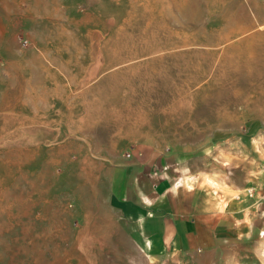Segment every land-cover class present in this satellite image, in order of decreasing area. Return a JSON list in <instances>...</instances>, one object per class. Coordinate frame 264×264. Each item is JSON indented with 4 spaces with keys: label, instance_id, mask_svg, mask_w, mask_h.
<instances>
[{
    "label": "rangeland",
    "instance_id": "374dc122",
    "mask_svg": "<svg viewBox=\"0 0 264 264\" xmlns=\"http://www.w3.org/2000/svg\"><path fill=\"white\" fill-rule=\"evenodd\" d=\"M250 65L264 71V0H0V264H260L264 200L246 198L250 238L241 224L179 251L122 201L144 143L218 201L202 175L256 187ZM221 154L248 160L223 168Z\"/></svg>",
    "mask_w": 264,
    "mask_h": 264
},
{
    "label": "crops",
    "instance_id": "0c3cea01",
    "mask_svg": "<svg viewBox=\"0 0 264 264\" xmlns=\"http://www.w3.org/2000/svg\"><path fill=\"white\" fill-rule=\"evenodd\" d=\"M251 59H247V63H250ZM231 67H234V71H239L235 65L232 64ZM253 67L247 66L248 69L251 68L248 70L250 78H258L251 81L254 85H252L254 88L250 89L252 98L262 101L264 71L256 70L254 76L256 68ZM64 105L66 107V102ZM260 106L264 109L263 104ZM70 108L75 109V106L72 105ZM154 147L156 146L147 143L136 146V150L128 156L124 166L125 184L122 201L126 206L127 218L151 238L160 237L165 240L170 237L169 240L176 244L177 251L179 247L193 250L218 247L223 237V229L232 232L241 225L238 222L243 221L244 215L241 214L243 210L247 211L248 200L242 198L244 202L232 201L227 205L225 212H219L221 201H218L208 188H203L198 181L192 185V191H185L181 187L174 195L169 189L189 177L183 174L179 168L180 164L175 163V159L164 157L162 152L150 149ZM146 241L147 247H150L151 240ZM154 241L161 244L157 239Z\"/></svg>",
    "mask_w": 264,
    "mask_h": 264
},
{
    "label": "clouds",
    "instance_id": "9594fccd",
    "mask_svg": "<svg viewBox=\"0 0 264 264\" xmlns=\"http://www.w3.org/2000/svg\"><path fill=\"white\" fill-rule=\"evenodd\" d=\"M253 144V150L257 152V154L260 156L261 160H264V150L260 148V146L257 144L255 140L252 141ZM206 155H211V150H208L206 152ZM248 157L244 156L242 159L239 156H232V155H224L221 154V161H222V167L223 168H230L233 166L234 161H239L240 163H243L244 161H247ZM240 163H236L235 167L239 168ZM253 165H256V161H252ZM200 181L202 184L206 187H209L216 191H221L225 194L226 197L229 199L222 200L220 208L218 209L219 212H223L227 205L231 203L232 201H241L242 198H254L257 203L253 205V207L257 208L259 210V202L261 200H264V195L261 194L260 191H257V188L264 189V167H259L258 170L255 171H249L247 173V179L245 183L247 184H253L254 182L257 183L256 187L247 188V189H236L235 186L229 187L226 184L220 183L217 184L216 181L219 180L218 176H201ZM194 184V181L192 179H185L181 182H179L176 187L169 189V191L173 192L175 195L179 188H184L185 191H192V185ZM211 194V193H210ZM147 203V201H145ZM238 223H241L249 228V238L251 237V229H252V219L248 218V213L245 211V219L243 221H240ZM259 235L264 238V230H262ZM260 260V264H264V254H261V256L257 257Z\"/></svg>",
    "mask_w": 264,
    "mask_h": 264
},
{
    "label": "built area",
    "instance_id": "2783aa9c",
    "mask_svg": "<svg viewBox=\"0 0 264 264\" xmlns=\"http://www.w3.org/2000/svg\"><path fill=\"white\" fill-rule=\"evenodd\" d=\"M128 156H130V155H128ZM182 181V180H181Z\"/></svg>",
    "mask_w": 264,
    "mask_h": 264
},
{
    "label": "bare ground",
    "instance_id": "6f19581e",
    "mask_svg": "<svg viewBox=\"0 0 264 264\" xmlns=\"http://www.w3.org/2000/svg\"><path fill=\"white\" fill-rule=\"evenodd\" d=\"M9 122V121H8Z\"/></svg>",
    "mask_w": 264,
    "mask_h": 264
}]
</instances>
